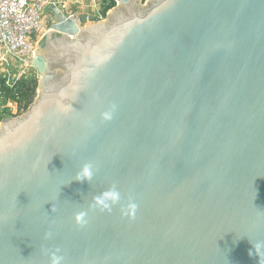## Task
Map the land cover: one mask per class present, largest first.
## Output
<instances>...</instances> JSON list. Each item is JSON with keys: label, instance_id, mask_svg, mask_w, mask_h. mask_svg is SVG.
Returning <instances> with one entry per match:
<instances>
[{"label": "water", "instance_id": "95a60500", "mask_svg": "<svg viewBox=\"0 0 264 264\" xmlns=\"http://www.w3.org/2000/svg\"><path fill=\"white\" fill-rule=\"evenodd\" d=\"M51 9L38 96L0 122V264L56 249L62 264H259L264 0H118L89 22Z\"/></svg>", "mask_w": 264, "mask_h": 264}, {"label": "built area", "instance_id": "2783aa9c", "mask_svg": "<svg viewBox=\"0 0 264 264\" xmlns=\"http://www.w3.org/2000/svg\"><path fill=\"white\" fill-rule=\"evenodd\" d=\"M115 2L117 3L118 0ZM52 4L57 6L59 2L54 0H0V78H4L8 85L12 86L16 80L24 75L27 76L24 69L29 67L35 69L32 65L35 46L47 29L45 11L47 5ZM75 14L78 15L68 13V16ZM95 16L98 19L104 18L99 10ZM91 17L85 15L83 21L94 20V17ZM14 68L18 70L17 74H12L11 71ZM36 73L39 74L37 70ZM7 106L11 108L13 114L16 113L11 104ZM21 110L22 113L25 111Z\"/></svg>", "mask_w": 264, "mask_h": 264}, {"label": "clouds", "instance_id": "9594fccd", "mask_svg": "<svg viewBox=\"0 0 264 264\" xmlns=\"http://www.w3.org/2000/svg\"><path fill=\"white\" fill-rule=\"evenodd\" d=\"M115 110V106H112L111 110L103 112L101 115L105 120L112 119L113 111ZM95 166L92 162H86L83 163L80 167V170L76 173L75 179L79 181H91L95 175ZM94 205L96 207H99L101 210H111L112 205L118 203L120 201V192L115 188L111 187L103 192H101L99 195H96L93 198ZM138 205L135 204V202H130L127 205V210L124 214L129 215L131 217H134L135 211L137 209ZM52 210V209H51ZM85 216L86 212L80 211L75 215V220L77 224H84L85 223ZM51 237V232H45L44 238L48 239ZM254 252L257 256H259V264H264V241L257 240L255 243H252ZM59 249H56L55 251L51 252L50 255V264H62L64 257L62 255H58ZM253 251L249 250V255H252Z\"/></svg>", "mask_w": 264, "mask_h": 264}, {"label": "trees", "instance_id": "16d2710c", "mask_svg": "<svg viewBox=\"0 0 264 264\" xmlns=\"http://www.w3.org/2000/svg\"><path fill=\"white\" fill-rule=\"evenodd\" d=\"M115 5V0H107L103 3L100 10L101 15L105 17L109 9ZM94 20H98V17L95 16ZM0 83V97L5 105L2 111L5 115L1 117L15 115L11 111V108L7 106V102L9 104H16L19 110H26L33 103L38 88V78L36 76L24 75L16 80L12 86L8 85L4 78H0Z\"/></svg>", "mask_w": 264, "mask_h": 264}, {"label": "rangeland", "instance_id": "374dc122", "mask_svg": "<svg viewBox=\"0 0 264 264\" xmlns=\"http://www.w3.org/2000/svg\"><path fill=\"white\" fill-rule=\"evenodd\" d=\"M54 1L59 2V4L57 6L64 13H66V14L77 13L80 16V18L82 19V21H83L85 15L92 16L91 18H93L98 13V10L100 11L103 3L106 2V0H54ZM54 21H55V14H54L53 10L51 9V6L47 5L46 11H45V24L47 26V29H46L45 33L50 30L51 25L54 23ZM90 21H92V20H90ZM38 44L36 45V49H37ZM24 71H25V74L27 73V76H36L38 78V83H39L40 75L36 73V69L29 67L27 69H24ZM11 72H12V74L13 73L17 74L18 70L14 68L13 71H11ZM37 96H38V88L36 90L35 99ZM6 104H9V102H7ZM11 105L13 106L14 112H16L15 114H17V116L22 115L24 113V112L22 113V110H19L18 107L15 106L14 104H11ZM3 107H5V105H4L2 98L0 97V122L3 120V117H1V116L5 115L2 112ZM15 107H16V109H15Z\"/></svg>", "mask_w": 264, "mask_h": 264}, {"label": "crops", "instance_id": "0c3cea01", "mask_svg": "<svg viewBox=\"0 0 264 264\" xmlns=\"http://www.w3.org/2000/svg\"><path fill=\"white\" fill-rule=\"evenodd\" d=\"M49 6H51V5H49Z\"/></svg>", "mask_w": 264, "mask_h": 264}]
</instances>
